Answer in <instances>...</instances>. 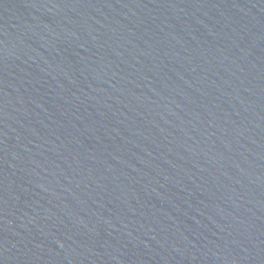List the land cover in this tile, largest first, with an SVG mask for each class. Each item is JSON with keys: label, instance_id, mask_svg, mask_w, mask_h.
<instances>
[{"label": "water", "instance_id": "water-1", "mask_svg": "<svg viewBox=\"0 0 264 264\" xmlns=\"http://www.w3.org/2000/svg\"><path fill=\"white\" fill-rule=\"evenodd\" d=\"M0 264H264V0H0Z\"/></svg>", "mask_w": 264, "mask_h": 264}]
</instances>
